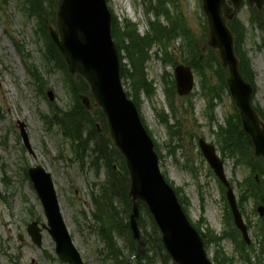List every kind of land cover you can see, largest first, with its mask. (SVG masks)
<instances>
[{"label": "rangeland", "instance_id": "rangeland-1", "mask_svg": "<svg viewBox=\"0 0 264 264\" xmlns=\"http://www.w3.org/2000/svg\"><path fill=\"white\" fill-rule=\"evenodd\" d=\"M144 1L155 11L162 9V0H108V5L119 19L125 18L134 24L136 33L141 37L151 31V23L159 22L162 25L183 24L186 35L194 36L195 41L203 39L205 21L201 0H165L164 10L169 13L170 21L166 17L164 19L163 15L151 13L150 25ZM21 3L22 0H6L0 9V264H67L55 254V243L47 230L43 231L41 248L33 243L27 232L28 224L33 221H38L40 225L47 223L41 201L28 176V169L36 165L43 166L53 175L64 221L85 264H116L112 257L106 258V243L100 230L103 223H98L94 217L90 191L91 184L105 178V172L100 171L98 175L90 168L91 159H86V166L82 168L78 159H75L69 141L63 140L58 128L54 126L56 123L49 130L41 117L50 113V103L66 110L71 108L73 101L64 85V74L62 71L51 70L44 55L45 39L37 31L38 21L27 17ZM262 12L264 14V8ZM249 16L250 9L246 4L239 14L240 21L246 27L244 47L255 71L254 103L264 108V41L257 26L250 23ZM184 39L179 37L167 48L172 60L178 63L189 55V40ZM165 48L162 43H155L151 48L146 72L148 79L155 82L156 96L153 104L145 99L142 101L141 112L163 154L160 160L162 172L167 174L175 186L183 187L189 199L188 217L197 226L200 224L204 232L211 231L219 236L228 230L223 215L224 201L218 179L198 146V139L202 137L216 145L221 156L217 137L213 133L216 128L211 129L208 124L205 112L207 101L199 92L200 77L197 74L195 95L191 99L175 97L174 107L179 110L180 127L174 126L169 131L161 122L159 113L165 111L171 114L161 83L164 68L160 57ZM157 50L158 57L153 55ZM175 65L167 64V70L173 73ZM34 70L41 77L42 92L31 75ZM207 77L210 82H216L211 71H208ZM48 91L53 92L52 101L48 98ZM190 101L194 103V112L186 113L182 106L187 107ZM232 104L231 97L225 94L216 109L220 123L225 121L227 114L233 113ZM20 122L25 125L30 149L25 147L21 138ZM171 123L174 124L175 120L172 119ZM225 166L229 179H235L233 186L239 201L244 192L239 187V181L251 176V171L238 165L235 169L230 159H226ZM202 198L205 200L204 205ZM261 202L250 200L244 206V218L251 224L253 248H245L250 262L243 261L241 251L232 239L209 244L207 251L211 258L215 256L217 246L221 245L223 251L220 259H225L227 264H264V217L257 210L259 205L264 206V202ZM141 218L146 224L142 230L145 239L144 232L149 236L153 225L145 213H141ZM105 222L107 229L110 222L107 218ZM114 230L112 228L111 233L122 253L119 260L124 262L131 259L134 239L129 233ZM20 235H23V240ZM147 247L146 256L151 259V264H173L172 260H164L155 243H147ZM133 264H147V261L143 258L135 263L133 259Z\"/></svg>", "mask_w": 264, "mask_h": 264}, {"label": "water", "instance_id": "water-1", "mask_svg": "<svg viewBox=\"0 0 264 264\" xmlns=\"http://www.w3.org/2000/svg\"><path fill=\"white\" fill-rule=\"evenodd\" d=\"M246 1L259 11L264 6V0ZM243 3L244 0H202L207 18L208 44L218 52L223 67L228 69L227 83L240 112L243 130L250 135L255 154L264 159V121L252 106L254 87L241 75L235 36L228 26ZM49 35L57 45L70 75L82 77L89 86L94 107L101 109L105 115L109 136L125 159L131 180L129 197L134 204L131 228L140 249L139 256L146 247L138 227L140 200L153 213L162 231L165 248L176 264H213L207 257L202 237L188 221L175 191L161 173L155 145L136 104L123 87L120 53L113 39L112 14L106 0H57L56 24L49 28ZM175 74L179 94L191 93L194 87L191 68L180 65ZM49 95L53 99L52 92ZM83 102L88 108L91 107L88 96L83 97ZM21 133L29 148L24 124H21ZM200 147L227 187L236 226L246 242L250 243L248 228L237 206L234 190L227 181L223 162L212 145L201 140ZM29 175L48 218V226L43 224V227L55 239L57 254L70 264H83L64 223L52 175L42 166L30 168ZM259 212L264 215V207H259ZM28 231L33 241L41 246L42 234L38 223L31 224Z\"/></svg>", "mask_w": 264, "mask_h": 264}, {"label": "trees", "instance_id": "trees-1", "mask_svg": "<svg viewBox=\"0 0 264 264\" xmlns=\"http://www.w3.org/2000/svg\"><path fill=\"white\" fill-rule=\"evenodd\" d=\"M154 1V0H153ZM160 10L155 11L153 7L147 9V12L163 15L170 21L169 13L164 10L165 0H162ZM1 4V3H0ZM57 0H24V13L27 17L35 18L38 21V32H41L45 39L46 52L45 56L51 66V70H58L64 72L65 82L64 85L73 99L72 107L67 110L60 109L54 104L51 106V115H43L47 124V128L51 130L52 125L58 128L59 134L62 135L63 140L69 141L75 159H78L82 167L85 166L86 159H91L92 165L90 168L95 169L98 173L105 170V179L94 183L91 187V197L94 204V216L98 222H102L101 228L104 238L107 240L109 251L118 257L120 256V248L116 246V242L111 233L112 228L129 233L132 236L130 227V216L133 209V203L128 197L130 187V180L126 172L124 160L119 152L113 147L111 140L108 137V129L105 117L100 110L93 112L86 109L81 102L80 96L89 92L87 83L80 77L75 79L67 74L65 63L53 43L48 36V26L54 24L56 15ZM250 23L256 25L263 35L264 41V14L258 13L253 10L249 16ZM180 21V20H179ZM230 26L236 37V49L238 56L241 60V73L243 77L254 83V71L251 66V61L247 55L244 47V39L246 27L245 24L236 19L230 23ZM135 25L127 20L119 22L117 18L113 20V34L116 42L121 50L125 52L124 58L127 63H123L122 77L128 89V94L139 106L142 101V96L152 99L155 94V87L152 81L148 79L146 73V64L150 59V51L153 44L162 43L164 47H168L172 40L177 37H184L188 39L187 50L188 57L184 58V62L191 65L201 76L202 93L209 99V112L210 118L214 119V100L221 99V94L227 88L226 78L227 71L221 67L220 61L216 53L211 49L203 59L199 51V46L207 44L206 35H203L201 41H195V37L185 34V26L183 24L171 23L162 25L161 23H151V31L144 37H141L136 32ZM205 37V38H204ZM199 44V45H196ZM167 45V46H166ZM165 48V49H166ZM173 57L165 53L163 57L164 64L171 62ZM208 71L214 76H217L218 85L213 86L208 79ZM31 75L43 87L41 77L37 71H32ZM164 90L171 106L172 97L175 94V82L173 75L165 72L163 78ZM258 111L264 118V111L258 108ZM174 117L176 114L174 112ZM162 121L169 124V116L164 115L161 117ZM171 127V125H170ZM172 129V128H170ZM220 144V149L223 157L232 158L237 164L246 165L251 169V176L247 177L239 187L244 189L240 195V206L244 209L245 204L250 200L256 202H264V171L262 169L261 159H257L253 155V144L251 139L242 132V126L238 112L235 111L233 115L229 116L226 120V126H220L217 133ZM259 175V180L256 179ZM223 190V188H222ZM180 197L181 203L184 208L188 206V199L182 194V188H176ZM261 202V203H263ZM120 209V210H118ZM141 213H145L149 220L152 222L153 231L147 236L144 232L146 242L149 244L155 243L159 249V253L163 256L165 261H170L169 255L165 252L161 234L157 227L152 215L148 209L140 203ZM226 225L228 230L224 231L219 236L214 235L211 231L206 233V244L217 242L220 243L225 239H232L237 249L241 251V256L244 262H250L246 249H252L253 246L247 245L243 240L240 232L235 227L234 220L228 205L225 207ZM110 222L109 227L105 228V220ZM139 225L141 231L145 229L146 224L140 217ZM198 229H200L198 227ZM114 230V231H115ZM120 231V233H122ZM239 236V237H238ZM135 243L131 247L132 252L135 250ZM223 249L221 245L217 246L214 256L215 264H227L225 259H220V254ZM147 264H151L149 256L144 257ZM230 264H233L231 262Z\"/></svg>", "mask_w": 264, "mask_h": 264}]
</instances>
